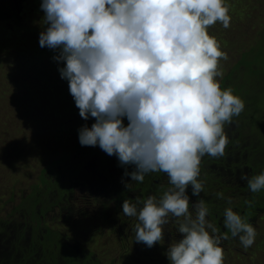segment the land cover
Wrapping results in <instances>:
<instances>
[{"label": "clouds", "instance_id": "clouds-1", "mask_svg": "<svg viewBox=\"0 0 264 264\" xmlns=\"http://www.w3.org/2000/svg\"><path fill=\"white\" fill-rule=\"evenodd\" d=\"M229 7L226 0L40 3L45 28L39 46L57 53L52 59L63 62L58 72L80 117L95 121L78 129L81 146H99L119 165L133 166L124 173L131 181L142 183L151 172L168 177L159 198L125 199L122 212L136 218L134 240L148 248L163 243L171 219L178 222L181 238L167 248L169 264H224L221 245L229 233L245 249L257 236L232 207L224 210V234L206 219L203 199L193 203L195 215L189 210V187L195 197L204 189L202 158L225 155V126L245 108L231 87L220 86V61L228 55L208 32L217 22L230 27ZM241 179L253 193L264 189V171ZM216 196L224 199L222 192Z\"/></svg>", "mask_w": 264, "mask_h": 264}, {"label": "rangeland", "instance_id": "rangeland-1", "mask_svg": "<svg viewBox=\"0 0 264 264\" xmlns=\"http://www.w3.org/2000/svg\"><path fill=\"white\" fill-rule=\"evenodd\" d=\"M40 3L41 0H26L18 21L0 20L2 218L9 217L10 212L22 203V199L31 194V187L39 182L41 169L65 155L78 141V129L83 125L91 127L95 122L91 117L87 121L80 117L69 93L68 82L61 79L58 72L63 62L57 63L52 59L57 53L39 46V33L45 28ZM226 3L230 6V27L225 29L217 22L208 29L209 34L219 42L221 50L228 55L227 60L220 61L222 77L231 70L241 52L251 47L264 30V0H226ZM217 79L220 82L222 78ZM232 85L233 93L246 94V97L240 96L243 100L246 98L250 102L252 96L256 95L249 87L246 90V77L234 80ZM239 85L244 88L240 86L239 90ZM249 108H246V118L250 120V130L255 133L256 147L262 152V162L255 164L258 168L252 174L256 175L264 171V88L258 92L254 106ZM236 120L233 119L232 123ZM235 127L239 131L238 126ZM260 166L262 169H259ZM219 169L221 171V167ZM215 179H219V176ZM223 179L228 180L229 177ZM232 188L234 186H221L217 191L225 192L227 196L234 195L235 191L229 192ZM260 192L264 198V189ZM231 201L235 202L236 199L232 198ZM263 204L264 199L259 201V205ZM69 205L72 206L70 212L62 211L57 206L49 208L41 219L43 224L80 241L102 264H169L167 248L172 241L181 238L177 230L178 222L171 219L164 226L163 243L151 248L137 243L134 240L135 217L124 215L122 210H114L111 202L104 197L84 194L77 187ZM215 206L222 209L220 203H215ZM189 210L195 215L192 206ZM120 218L125 222L122 230L114 223ZM206 219L215 226L210 217ZM217 219V229L220 234H224V223L218 216ZM253 227L257 236L254 244L247 249L241 245L238 237L232 238L231 235L222 242L224 264H264V211L256 214Z\"/></svg>", "mask_w": 264, "mask_h": 264}, {"label": "trees", "instance_id": "trees-1", "mask_svg": "<svg viewBox=\"0 0 264 264\" xmlns=\"http://www.w3.org/2000/svg\"><path fill=\"white\" fill-rule=\"evenodd\" d=\"M25 1L0 0V20L18 21ZM245 77L246 90L249 87L256 95L252 96L250 102L245 98L244 110L239 116L233 117L237 119L236 122L225 126L232 142L229 141L223 157L213 158L205 155L202 158L199 179L204 182V189L200 196H192L190 187L187 190L190 196L189 207L203 199L209 209L208 217L213 220L216 228L219 224L217 216L223 222L224 209L227 206L238 205V208H233L238 210L235 212L244 216L252 225L256 214L264 211V204L259 205V201L264 199L262 193L251 192L247 181L241 179L243 173L251 177L254 169L258 168L255 164L262 162V152L254 142L256 137L254 131L250 130L246 108L251 109L254 106L258 92L264 88V30L251 47L241 52L236 63L219 83L222 89L231 87L234 91L233 81ZM240 86L241 89L244 88L239 85V90ZM233 94L246 97V94ZM255 110L258 111L257 108ZM123 122L125 125L128 123L126 119ZM236 125L239 131L236 130ZM237 133L239 134L236 135ZM259 169H262V166ZM126 170L131 172L133 166H121L115 156L107 155L99 146H81L78 140L65 155L41 169L39 182L31 187L30 196L26 195L22 203L10 212L9 217H0V264H102L80 241L43 224L41 219L49 208L55 206L70 212L69 204L76 187L84 194L104 197L111 202L113 209L118 211L122 210L125 199L135 203L137 198L143 200L149 195L159 198L169 186L165 173H148L141 183L131 181L130 177L124 174ZM216 176H219V179H215ZM226 176L231 180L223 179ZM125 182L129 183L127 188ZM221 186H234L229 192L236 193L227 196L224 192V199H217V189ZM228 198H234L236 201H231L229 205ZM245 200L252 201V206L246 205ZM214 202L220 203L222 209H218ZM17 215L21 218L18 219ZM114 223L119 230L124 228L125 222L122 218L116 219ZM222 228L225 233L228 232L224 224Z\"/></svg>", "mask_w": 264, "mask_h": 264}]
</instances>
